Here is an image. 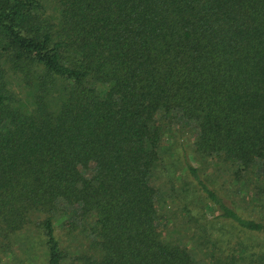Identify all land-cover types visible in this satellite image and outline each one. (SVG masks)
I'll use <instances>...</instances> for the list:
<instances>
[{
	"label": "trees",
	"instance_id": "trees-1",
	"mask_svg": "<svg viewBox=\"0 0 264 264\" xmlns=\"http://www.w3.org/2000/svg\"><path fill=\"white\" fill-rule=\"evenodd\" d=\"M55 1L0 0V238L32 226L46 264H264V215L193 163L218 159L264 214V0ZM180 124L194 156L170 159ZM178 164L216 218L187 241L159 205Z\"/></svg>",
	"mask_w": 264,
	"mask_h": 264
},
{
	"label": "rangeland",
	"instance_id": "rangeland-1",
	"mask_svg": "<svg viewBox=\"0 0 264 264\" xmlns=\"http://www.w3.org/2000/svg\"><path fill=\"white\" fill-rule=\"evenodd\" d=\"M39 1L43 5L46 15L52 17L58 15L59 5L55 0ZM6 75V87L12 90L16 96L23 98L26 95V90L23 87L24 81L20 74L7 71ZM177 127L176 133L166 143L169 149L164 152V155L170 159L172 154L177 156V147L179 144H183L192 158L194 154L192 152L193 136L191 131L194 126L192 125L191 129L187 126L183 127L181 124ZM193 163L200 167L202 173H206L210 185L224 196L230 205L236 207L241 213L251 214L250 216L257 219L264 215L260 213L262 211L260 208L246 207L247 204L252 203L247 198V188L243 186L242 181H233L227 178L233 173L218 159L197 158ZM176 170L179 177L172 184L168 183L166 177L159 179V184L165 182L160 186L162 194L159 205L163 214L162 219H167L166 224L170 226L168 239L177 241L176 239L179 238V240L187 241V238L192 234L191 228L195 226L191 219L216 218H213V210L209 208L211 204L203 200V195L200 192H193V187L186 185L184 171L180 164ZM199 199L203 202H198ZM66 220L65 217L59 215L54 223L56 235L63 248L69 243ZM0 264H46V255L39 233L32 226H27L26 230L14 232L7 239L0 238Z\"/></svg>",
	"mask_w": 264,
	"mask_h": 264
}]
</instances>
